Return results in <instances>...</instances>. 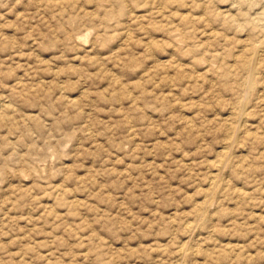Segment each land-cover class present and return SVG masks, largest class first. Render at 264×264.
Listing matches in <instances>:
<instances>
[{
	"label": "rangeland",
	"instance_id": "obj_1",
	"mask_svg": "<svg viewBox=\"0 0 264 264\" xmlns=\"http://www.w3.org/2000/svg\"><path fill=\"white\" fill-rule=\"evenodd\" d=\"M0 104V264H264V0H0Z\"/></svg>",
	"mask_w": 264,
	"mask_h": 264
},
{
	"label": "bare ground",
	"instance_id": "obj_2",
	"mask_svg": "<svg viewBox=\"0 0 264 264\" xmlns=\"http://www.w3.org/2000/svg\"><path fill=\"white\" fill-rule=\"evenodd\" d=\"M82 36V35H81ZM82 38V37H81ZM208 69H210L209 67H208ZM2 104V103H1ZM0 104V105H1ZM1 107L3 108V110L6 108L7 109V104L5 105V104H2L1 105ZM0 107V108H1ZM10 108V107H9ZM228 162H229V155H228V153L227 152H224L223 154H221L219 157H218V159H217V163L216 164H214L215 166H217L218 168H220L221 169V167H223V168H225L226 166V164H228ZM225 166V167H224ZM228 166V165H227ZM224 173V172H223ZM223 183H222V178H221V176H220V174L219 173H215V172H212V174L210 175V178H209V183H208V192L206 193V198H207V200L205 201L206 202V204L208 203V204H210V201H209V199H212L211 198V196H213V194L215 193L216 194V192L221 188V185H222ZM207 190V189H206ZM221 190V189H220ZM219 192V191H218ZM215 194H214V196H215ZM218 194V193H217ZM215 198V197H214ZM213 200V199H212ZM211 200V201H212ZM207 201H209V202H207ZM203 204H204V202H203ZM207 204V205H208ZM199 205H202L201 203H199ZM198 207V206H197ZM207 209H206V206L204 205V206H200V207H198L197 208V210H196V217H197V219L198 220H203L204 218H206L207 216H206V214H207ZM208 215V214H207ZM206 216V217H205ZM197 220V221H198ZM201 222V221H200ZM194 223V222H193ZM193 223L192 222H189L187 225H186V228L190 231V229H193L196 225H193ZM192 238V237H191ZM186 243H188L187 241H185ZM183 243L182 245H181V247H180V250H179V252H181V254L182 255H184V256H186L187 257V247H186V243ZM190 244V243H189ZM190 246V245H189ZM194 248V247H193ZM188 249H190V248H188ZM181 255V256H182ZM178 260V259H177ZM176 262V261H175ZM177 263V262H176ZM179 264V263H178Z\"/></svg>",
	"mask_w": 264,
	"mask_h": 264
}]
</instances>
